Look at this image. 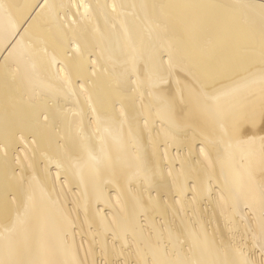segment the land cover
<instances>
[{"label":"bare ground","instance_id":"6f19581e","mask_svg":"<svg viewBox=\"0 0 264 264\" xmlns=\"http://www.w3.org/2000/svg\"><path fill=\"white\" fill-rule=\"evenodd\" d=\"M262 255L264 0H0V264Z\"/></svg>","mask_w":264,"mask_h":264},{"label":"rangeland","instance_id":"374dc122","mask_svg":"<svg viewBox=\"0 0 264 264\" xmlns=\"http://www.w3.org/2000/svg\"><path fill=\"white\" fill-rule=\"evenodd\" d=\"M141 218H143V217H141ZM143 219H144V218H143ZM237 233H238V232H237ZM242 234H243V233H240L239 237H237V238H239L240 241L243 242L244 240H246V239H248V238H249V239H248L247 241H249V242L251 241V240H250V239H251V236H250V235H246V236H248V237L245 238V234H243V235H242ZM241 235H242V236H241ZM249 236H250V237H249ZM109 237H111V235H109ZM239 240H238V241H239ZM240 241H239V242H240ZM165 244H166V246L168 245L167 243H165ZM243 246H244V245H243ZM245 247H246V246H244V248H245ZM255 247H256V246H255ZM255 247H254V248H255ZM168 248H169V247H168ZM257 248H258V247H256V249H257ZM245 249H247V247H246ZM257 250H258V249H257ZM252 251H253V250H248L249 253L251 252V255H252ZM258 253H260V251H258ZM262 257L264 258V255H262ZM98 259L101 260V257H99ZM102 260H104V259H102ZM104 261H105V260H104ZM104 261H103V262H104Z\"/></svg>","mask_w":264,"mask_h":264}]
</instances>
